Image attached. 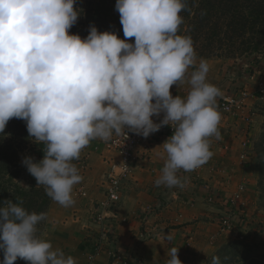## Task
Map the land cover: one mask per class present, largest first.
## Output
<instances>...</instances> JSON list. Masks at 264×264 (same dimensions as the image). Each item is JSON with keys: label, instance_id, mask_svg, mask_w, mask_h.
I'll return each instance as SVG.
<instances>
[{"label": "clouds", "instance_id": "1", "mask_svg": "<svg viewBox=\"0 0 264 264\" xmlns=\"http://www.w3.org/2000/svg\"><path fill=\"white\" fill-rule=\"evenodd\" d=\"M77 0H0V133L12 118L26 121L44 158L22 163L61 206L74 203L83 177L73 161L92 140L130 131L148 138L168 126L173 134L158 148L166 156L157 187L183 188L186 177L213 156L220 139V89L209 83L206 60L190 37L178 34L185 0H117L125 38L90 26L70 35L81 12ZM189 69H192L189 71ZM189 86L186 97L173 85ZM163 119L159 123L153 117ZM46 213H29L11 200L0 206V264H76L73 256L38 235ZM167 240L172 241L170 233ZM169 248L165 264H182ZM211 264H221L219 256Z\"/></svg>", "mask_w": 264, "mask_h": 264}, {"label": "crops", "instance_id": "2", "mask_svg": "<svg viewBox=\"0 0 264 264\" xmlns=\"http://www.w3.org/2000/svg\"><path fill=\"white\" fill-rule=\"evenodd\" d=\"M204 60L210 68L208 82L221 91L215 106L220 107V101L227 93L239 97L245 93L243 111L236 117L221 114V138H211L213 156L197 172H180L181 177L187 178L183 188L155 185L166 156L163 148L158 147L168 140L166 134L159 132L169 127L144 138L137 147L132 173L121 183L119 203L110 214L116 237L97 257L96 264H109L111 251L137 252L146 264H165L167 252L173 246L179 249L182 264H208L221 246L235 241L233 235L222 232L219 223L231 199L239 192L249 220L264 222V212L256 201L254 154L255 146L264 134V95L258 93L257 87L259 77L264 76V59L243 65ZM188 90L187 84L179 88L173 85L171 92L174 97H186ZM162 119L163 114L159 118L153 117L156 123ZM244 143L247 147L243 146ZM97 144L98 139L92 140L82 150L79 160L73 161L83 177L74 186V203L64 207L51 200L47 214L49 227L41 236L54 249L59 248L66 255L73 256L76 264H89L88 248L99 234V229L90 220L92 206L104 201L102 187L110 166L121 161L114 150L104 146L96 150ZM148 232L155 235L144 240L143 234ZM170 233L171 242L167 240ZM248 234L254 239V234Z\"/></svg>", "mask_w": 264, "mask_h": 264}, {"label": "rangeland", "instance_id": "3", "mask_svg": "<svg viewBox=\"0 0 264 264\" xmlns=\"http://www.w3.org/2000/svg\"><path fill=\"white\" fill-rule=\"evenodd\" d=\"M243 6L244 0H201L195 6L189 20L183 25L184 32L193 42L197 59L218 60L227 65L255 64L264 59V28L258 24L259 17L254 12L247 14ZM24 141L20 163L23 165L22 161L27 157L34 158V162L42 160L43 158L37 157V148L34 146L36 142L29 134ZM26 143L30 145L27 146ZM254 152L257 170L256 201L259 209L264 212V134L256 144ZM27 172L25 166L22 175L14 182L29 189L23 205L33 208L36 203L42 204L44 201L48 209L51 198L46 195L44 186H37L36 179ZM13 198L14 196L9 200L12 201ZM240 201L239 204L246 210L242 198ZM41 224V231L48 229L47 219ZM263 225L264 222L257 221L252 232L247 231L242 241L235 240L221 246L212 257L219 256L221 264H264V229L261 230ZM247 233L254 234V239L249 234L247 236ZM212 257L208 264H211Z\"/></svg>", "mask_w": 264, "mask_h": 264}, {"label": "built area", "instance_id": "4", "mask_svg": "<svg viewBox=\"0 0 264 264\" xmlns=\"http://www.w3.org/2000/svg\"><path fill=\"white\" fill-rule=\"evenodd\" d=\"M255 77V76H254ZM253 77V79H254ZM258 81V93L264 95V76L259 77ZM245 93L241 96H237L233 93H227L220 101V107L216 109L224 115L238 116L244 109ZM248 119L250 117H247ZM161 135L166 134V138H169L173 134V129L169 127L166 131L163 129L159 132ZM161 135H158L161 136ZM144 140V137L136 135L130 131L126 134L113 135L108 141L98 139V144L95 147L96 150L99 146H104L107 149L116 151L121 161L116 162L110 166L109 174L107 175L106 182L102 187L104 194V201L96 203L92 206L90 213L91 223L99 229L97 240L90 244L88 253L90 255L89 264H96L97 257L104 253L106 245L112 244L116 235L115 224L111 221V213L117 207L121 195V183L128 177L132 171V164L136 162L137 147ZM247 147V143L243 144ZM195 172L198 169L194 170ZM240 192L231 199L226 214L220 220V228L223 233H229L234 236L235 240L242 241L246 232L253 229L256 222L249 220L246 210L239 204L241 201ZM264 228H261V230ZM154 233L148 232L143 238L152 239ZM109 264H146L143 257L139 253H126L109 252Z\"/></svg>", "mask_w": 264, "mask_h": 264}, {"label": "trees", "instance_id": "5", "mask_svg": "<svg viewBox=\"0 0 264 264\" xmlns=\"http://www.w3.org/2000/svg\"><path fill=\"white\" fill-rule=\"evenodd\" d=\"M201 0H185L186 9L181 12L183 23L180 26L178 34L187 36L184 32V23L189 20L194 12L195 6ZM117 0H77L75 7L81 12L77 23L69 30L70 35L78 34L86 38L89 34L90 26H95L100 32H112L118 35L120 39H128V42L134 43L135 38H125L123 27L120 23V14L116 11ZM248 4V5H247ZM247 14L253 13L259 17V26L264 28V0H244V6ZM26 121L12 118L3 133H0V206L3 202L9 200L13 203H21L29 213L48 214L47 204L36 203L33 208L23 205L26 197L29 195V189L18 183H14L22 175V169L25 168L20 162V154L24 150L25 138L28 136ZM29 146V143H26ZM36 154L38 158H44L43 145L36 143ZM29 174V172H27ZM52 200V199H50ZM43 224L38 225V235L42 236ZM3 260V252L0 251V261ZM16 264H28V262L18 259Z\"/></svg>", "mask_w": 264, "mask_h": 264}]
</instances>
